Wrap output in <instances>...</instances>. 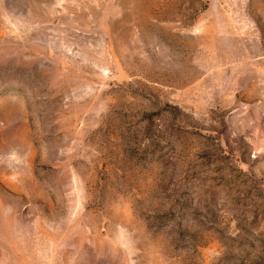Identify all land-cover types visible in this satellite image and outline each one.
<instances>
[{
  "label": "rangeland",
  "instance_id": "obj_1",
  "mask_svg": "<svg viewBox=\"0 0 264 264\" xmlns=\"http://www.w3.org/2000/svg\"><path fill=\"white\" fill-rule=\"evenodd\" d=\"M0 264H264V0H0Z\"/></svg>",
  "mask_w": 264,
  "mask_h": 264
}]
</instances>
